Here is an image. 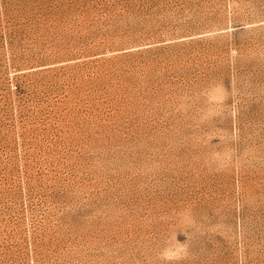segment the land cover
<instances>
[{"label":"rangeland","instance_id":"obj_1","mask_svg":"<svg viewBox=\"0 0 264 264\" xmlns=\"http://www.w3.org/2000/svg\"><path fill=\"white\" fill-rule=\"evenodd\" d=\"M0 264H264V0H0Z\"/></svg>","mask_w":264,"mask_h":264}]
</instances>
